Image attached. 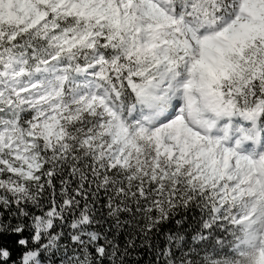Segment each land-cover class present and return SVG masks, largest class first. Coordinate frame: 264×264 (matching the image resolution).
Returning <instances> with one entry per match:
<instances>
[{
	"label": "snow or ice",
	"instance_id": "1",
	"mask_svg": "<svg viewBox=\"0 0 264 264\" xmlns=\"http://www.w3.org/2000/svg\"><path fill=\"white\" fill-rule=\"evenodd\" d=\"M0 264H264V0H0Z\"/></svg>",
	"mask_w": 264,
	"mask_h": 264
},
{
	"label": "trees",
	"instance_id": "2",
	"mask_svg": "<svg viewBox=\"0 0 264 264\" xmlns=\"http://www.w3.org/2000/svg\"><path fill=\"white\" fill-rule=\"evenodd\" d=\"M193 215H195V214H193ZM136 258H139V257H135V256H134V259H136ZM144 259H145V260L151 259V256L149 255V256H147V257H144Z\"/></svg>",
	"mask_w": 264,
	"mask_h": 264
}]
</instances>
